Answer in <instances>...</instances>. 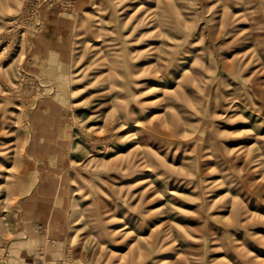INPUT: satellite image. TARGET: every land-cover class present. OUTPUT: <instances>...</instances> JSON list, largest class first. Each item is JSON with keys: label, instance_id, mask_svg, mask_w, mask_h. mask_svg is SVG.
I'll list each match as a JSON object with an SVG mask.
<instances>
[{"label": "rangeland", "instance_id": "rangeland-1", "mask_svg": "<svg viewBox=\"0 0 264 264\" xmlns=\"http://www.w3.org/2000/svg\"><path fill=\"white\" fill-rule=\"evenodd\" d=\"M0 264H264V0H0Z\"/></svg>", "mask_w": 264, "mask_h": 264}]
</instances>
